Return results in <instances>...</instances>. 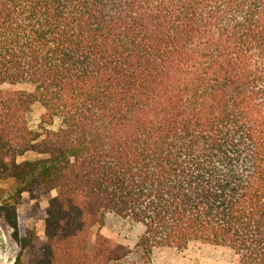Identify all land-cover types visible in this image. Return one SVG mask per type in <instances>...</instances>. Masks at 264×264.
Here are the masks:
<instances>
[{
  "label": "trees",
  "instance_id": "trees-1",
  "mask_svg": "<svg viewBox=\"0 0 264 264\" xmlns=\"http://www.w3.org/2000/svg\"><path fill=\"white\" fill-rule=\"evenodd\" d=\"M6 181L56 192L13 264H148L191 243L264 264V0H0ZM106 214L142 227L134 250L93 235Z\"/></svg>",
  "mask_w": 264,
  "mask_h": 264
},
{
  "label": "rangeland",
  "instance_id": "rangeland-1",
  "mask_svg": "<svg viewBox=\"0 0 264 264\" xmlns=\"http://www.w3.org/2000/svg\"><path fill=\"white\" fill-rule=\"evenodd\" d=\"M19 91L32 92L27 84L17 86ZM45 111L35 102L27 114L30 129L39 130ZM59 122L54 121L51 129H57ZM26 159L20 158L19 161ZM55 191L35 201L11 181L0 182V264H13L20 253L19 238L25 230H32L40 241L44 240L42 211ZM142 227L128 218L106 214L100 226L93 228V235L100 234L108 240L134 250ZM132 264H144L137 259ZM148 264H238V258L225 247L202 243H191L185 250L154 249Z\"/></svg>",
  "mask_w": 264,
  "mask_h": 264
}]
</instances>
